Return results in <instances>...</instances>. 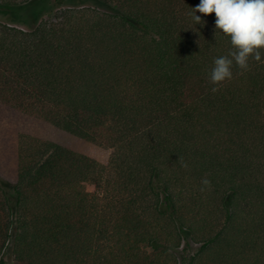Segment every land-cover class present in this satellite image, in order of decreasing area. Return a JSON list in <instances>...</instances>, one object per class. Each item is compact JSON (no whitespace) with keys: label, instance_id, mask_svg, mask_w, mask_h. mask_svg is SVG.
<instances>
[{"label":"trees","instance_id":"trees-1","mask_svg":"<svg viewBox=\"0 0 264 264\" xmlns=\"http://www.w3.org/2000/svg\"><path fill=\"white\" fill-rule=\"evenodd\" d=\"M80 1L0 22V104L112 154L0 126V264H264V50L213 84L200 0Z\"/></svg>","mask_w":264,"mask_h":264},{"label":"clouds","instance_id":"clouds-1","mask_svg":"<svg viewBox=\"0 0 264 264\" xmlns=\"http://www.w3.org/2000/svg\"><path fill=\"white\" fill-rule=\"evenodd\" d=\"M193 9L196 24L202 22L197 12L205 15L215 13V32L227 35L233 49L228 56L214 59L211 83L219 84L231 79L234 62L246 70L250 57L261 60L264 50V0H200ZM217 90L215 87L212 89L213 92ZM202 184L209 186L210 181L204 179Z\"/></svg>","mask_w":264,"mask_h":264},{"label":"rangeland","instance_id":"rangeland-1","mask_svg":"<svg viewBox=\"0 0 264 264\" xmlns=\"http://www.w3.org/2000/svg\"><path fill=\"white\" fill-rule=\"evenodd\" d=\"M80 2V0H31L20 9L18 7L2 11L1 13H4V15L0 14V22L27 30L29 27L38 24L41 20L51 18L57 9L70 5H79ZM19 20L21 23H19ZM0 126L12 129L17 128V131H26L35 137L53 142L70 151L90 158L99 164L106 165L112 154V150L106 146L77 138L2 104H0ZM4 258L7 264H19L11 258L10 249L4 253Z\"/></svg>","mask_w":264,"mask_h":264}]
</instances>
